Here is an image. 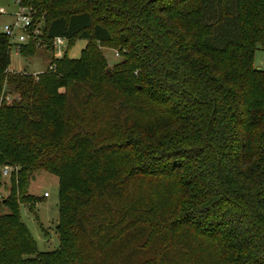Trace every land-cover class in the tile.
<instances>
[{
	"label": "trees",
	"instance_id": "trees-1",
	"mask_svg": "<svg viewBox=\"0 0 264 264\" xmlns=\"http://www.w3.org/2000/svg\"><path fill=\"white\" fill-rule=\"evenodd\" d=\"M14 1L44 39L111 43L121 60L108 70L87 45L12 74L0 27V264H264V0ZM39 172L58 179L53 252L19 215ZM135 229L149 237L130 243Z\"/></svg>",
	"mask_w": 264,
	"mask_h": 264
},
{
	"label": "rangeland",
	"instance_id": "rangeland-1",
	"mask_svg": "<svg viewBox=\"0 0 264 264\" xmlns=\"http://www.w3.org/2000/svg\"><path fill=\"white\" fill-rule=\"evenodd\" d=\"M15 9L14 0H0V27L10 22V15L8 14ZM87 45L95 46L101 53L108 70H113L114 65L121 60L120 49L111 43L98 44L76 40L70 47L67 43L65 48L45 45L36 49L33 55L29 57L18 55L12 51L8 71L12 74L26 73L36 77L47 70H53L55 61L61 59L65 53L69 59H78L81 51ZM253 62L255 67L264 69V52L256 51ZM45 192L48 194V198H43ZM142 192L145 197H149L155 203L163 201L165 197V193L159 188L147 187L146 185H143ZM28 194L35 198L36 203L32 208L30 205L19 207L21 221L26 226L39 252H53L59 247V236L56 232L59 220L58 179L46 172H39L32 177ZM1 195L5 196L2 192ZM3 213H6V210L2 208L0 214ZM148 237V229H135L127 239L133 243L142 239L146 240ZM160 245H162V237L157 233L152 234L148 245L145 247V259L147 256L151 257L153 251ZM174 253H176L173 256L174 261L180 259L179 251L177 253L176 250Z\"/></svg>",
	"mask_w": 264,
	"mask_h": 264
},
{
	"label": "built area",
	"instance_id": "built-area-1",
	"mask_svg": "<svg viewBox=\"0 0 264 264\" xmlns=\"http://www.w3.org/2000/svg\"><path fill=\"white\" fill-rule=\"evenodd\" d=\"M15 12L11 15V20L1 26V32L7 37L12 46V51L20 55L21 48L33 44L36 49H40L45 45L52 47L65 48L67 41L64 38H53L46 40L42 33V22L34 21L33 11L15 1ZM117 56V54H116ZM11 168L4 166L0 169V176L6 178L10 175ZM48 194L43 193V198H47Z\"/></svg>",
	"mask_w": 264,
	"mask_h": 264
},
{
	"label": "crops",
	"instance_id": "crops-1",
	"mask_svg": "<svg viewBox=\"0 0 264 264\" xmlns=\"http://www.w3.org/2000/svg\"><path fill=\"white\" fill-rule=\"evenodd\" d=\"M15 12V10L14 11H12V12H10V14H8V15H10V19H11V15L13 14ZM49 197V196H48ZM47 197V198H48Z\"/></svg>",
	"mask_w": 264,
	"mask_h": 264
},
{
	"label": "water",
	"instance_id": "water-1",
	"mask_svg": "<svg viewBox=\"0 0 264 264\" xmlns=\"http://www.w3.org/2000/svg\"><path fill=\"white\" fill-rule=\"evenodd\" d=\"M259 69V68H258ZM260 70V69H259Z\"/></svg>",
	"mask_w": 264,
	"mask_h": 264
}]
</instances>
